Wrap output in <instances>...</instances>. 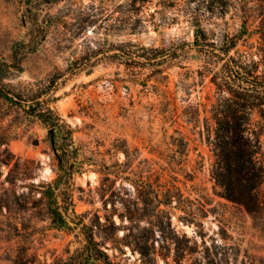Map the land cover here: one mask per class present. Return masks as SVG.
I'll return each instance as SVG.
<instances>
[{"label":"rangeland","instance_id":"1","mask_svg":"<svg viewBox=\"0 0 264 264\" xmlns=\"http://www.w3.org/2000/svg\"><path fill=\"white\" fill-rule=\"evenodd\" d=\"M128 1L0 0V60L19 64L5 71L0 86L14 93H39L40 100L47 101L74 130L78 160L86 164L75 172L67 189L77 212L85 214V222L96 219L97 213H107L109 194L102 164L114 168L117 161H126L124 151L117 149L121 144L132 155L138 150L139 157L118 177L116 187L130 185L126 177L136 178L134 172L150 164L153 178H158L165 192L174 194V205L179 201V209L167 207L174 212L171 226L142 223L136 230L143 233L144 226L148 227L149 245L155 254L144 256L128 246L124 252L109 248L117 261L199 264L206 244L212 252L219 251L223 264H242L248 256L264 257V218L257 221L222 197L212 174L214 121L206 117H211L217 93L211 76L200 74L205 56L194 45V27L181 15L172 24L154 27L152 20L161 18V14L150 16L159 7V0H154L140 9L138 16L145 27L134 33L131 27L137 16L129 13L134 7ZM259 3L247 2L246 33L239 54L250 65L256 63L258 74L264 75V15ZM169 16L178 15L172 11ZM242 24L243 19L232 9L225 18L205 21L204 26L235 35ZM125 43L167 50L171 56L163 67L170 79L158 86L154 76L149 77L156 66L136 65L138 59L123 56L118 48ZM24 115L10 109L0 97V134H8L9 148L16 157L35 160L30 164L33 167L41 164L33 178L17 182L19 193L28 185L57 176L50 129L37 118L20 121ZM262 142L264 153V136ZM140 160L149 162L143 165ZM2 171L0 201L10 187L5 182L9 169L3 166ZM108 206L110 209L111 203ZM10 208V212L0 208V264H18L15 261L22 249L41 264H54L56 257L83 248L80 227L70 232L53 228L50 220L24 221L18 211L20 203L14 201ZM201 210L208 212L201 219L204 227L179 219L194 212L199 216ZM116 220L120 222L118 217ZM24 227L32 230L29 240L20 237Z\"/></svg>","mask_w":264,"mask_h":264},{"label":"trees","instance_id":"2","mask_svg":"<svg viewBox=\"0 0 264 264\" xmlns=\"http://www.w3.org/2000/svg\"><path fill=\"white\" fill-rule=\"evenodd\" d=\"M153 1H128V4L134 7V9H129V13L134 17L137 16L131 27L134 33L145 27L143 20L138 16L140 9ZM248 1L159 0L157 3L159 7L150 16L156 18L155 14H161V18L152 20L156 28L178 21L180 15L194 27V45L205 56V68L200 71V74L211 76L210 81L217 93V101L210 110L211 117H206L207 121L209 118L214 121L213 136H210L212 137L210 144L215 155L213 177L216 185L221 189L222 197L244 208L258 219L257 221H262L264 218L262 142L264 136V75L258 74L256 63L250 65L239 54V44L246 33ZM259 1H261L259 3L261 13L264 15V0ZM232 9L243 19L242 28L238 34L231 35L225 31L209 30L204 26L205 21L225 18ZM172 11L177 12L178 16H169ZM262 32L264 33V28ZM119 47L118 51L123 56L135 61L138 59L136 65L156 66L149 77L154 76L158 86L164 85L170 79L163 65L168 62L171 55L164 48L132 43L120 44ZM235 54H238V57ZM262 61L264 65V53ZM14 65L17 67L19 64L16 62ZM14 65L0 60V78H4L5 71L13 68ZM135 74L140 77L138 76L140 73ZM0 97L10 109L24 112L25 115L19 118L20 121L37 118L50 129L49 135L55 156L57 176L52 181L40 180L31 186L28 185L27 189L21 193L17 189V182L33 178L41 168V164L37 162V166L33 167L30 164L35 160L23 161L22 158L16 157L9 148L8 134H0V178L4 175L2 167H7L9 171L5 182L10 185L1 195L0 208H6L10 212L11 204L15 201L20 203L18 211L19 215L23 213L24 221L50 220L53 228L70 232L80 227L85 239L83 248L74 253L69 250L67 257H56L54 264H126L117 261V255L113 257L108 252L109 248L124 252L125 246L134 251L139 250L144 256L155 254L149 245L151 236L148 234V227L144 226L143 233H138L136 230L141 227L142 223L154 227L171 226L174 214L171 209H179L180 206H178L179 201L174 205V194L170 190L165 192L164 185L158 178H153L154 171L150 164L146 168L142 167L140 171L136 170L134 172L136 178L126 177L130 185L116 187L118 177L132 166L135 158L139 157L138 150H136V155H132L126 145H117L118 150L124 151L126 161H117L112 165L114 168L105 163L102 164L104 167L102 169L105 171L103 179L106 185L105 191L109 194V197L105 199L107 213L104 216L97 213L96 219L87 223L85 214L77 212L75 200L67 189L75 172L82 171L86 164L85 160H78L79 149L75 145L74 130L70 124L64 121L47 101H41L39 93L33 95L14 93L0 86ZM89 161L94 160L89 159ZM148 162V160H140V164L143 165ZM145 171L149 174H145ZM110 174L115 175V178H111ZM109 203H111L110 209ZM201 211L199 216L194 212L188 213L190 218L179 216V219L204 227L201 219L207 217L208 212ZM116 217L120 219V222H117ZM33 225L37 228L36 224ZM256 225L261 226L258 223ZM121 230L122 236H120ZM31 236L32 230H27L25 227L23 233L20 232L22 239L29 240ZM98 236L101 240L97 239ZM109 242L110 247L107 246ZM19 253L16 263L41 264L33 260L27 249H22ZM198 261L199 264L224 263L223 259L219 258V251L212 252L207 244L204 251H201ZM242 264H264V257L248 256V260L244 259Z\"/></svg>","mask_w":264,"mask_h":264}]
</instances>
